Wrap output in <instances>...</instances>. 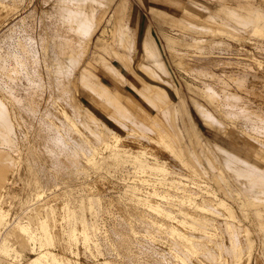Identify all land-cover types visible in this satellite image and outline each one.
I'll return each instance as SVG.
<instances>
[{
    "label": "bare ground",
    "instance_id": "1",
    "mask_svg": "<svg viewBox=\"0 0 264 264\" xmlns=\"http://www.w3.org/2000/svg\"><path fill=\"white\" fill-rule=\"evenodd\" d=\"M135 1L147 7L146 0ZM149 5L155 26L142 27L132 0H0V25L8 26L0 35V264H78L68 257L78 254V243L87 262L117 252L125 259L120 264H222L225 258L264 264V109L241 93H251L256 79L264 83V73L247 64L238 74L210 69L223 66L215 54L229 53L226 37L238 43L246 34L258 37L254 47L264 51V0ZM170 62L187 76L189 93L219 116L189 97L204 125L219 133L228 125L239 129L254 143L250 150L241 155L204 135L190 108L185 132L176 104L184 93ZM81 89L108 115L96 117ZM143 142L154 145L148 150ZM253 159L263 162L258 175ZM23 162L28 179L16 193L13 178ZM53 164L72 168L60 173ZM93 173L96 179L73 189L70 181ZM108 175L123 180L116 196H106L98 179ZM5 197L17 199L13 218ZM55 198L63 205L57 231L54 202L49 205ZM219 229L227 240L219 241ZM161 234L169 236L165 243ZM28 253L34 256L23 261Z\"/></svg>",
    "mask_w": 264,
    "mask_h": 264
},
{
    "label": "rangeland",
    "instance_id": "2",
    "mask_svg": "<svg viewBox=\"0 0 264 264\" xmlns=\"http://www.w3.org/2000/svg\"><path fill=\"white\" fill-rule=\"evenodd\" d=\"M149 1H151V0H146V4H147V7L146 8H143V7H141V6H139L138 4H137V2L135 1V0H132V2H133V11H134V13L135 14H137V20H138V22L139 23H142V27H145L147 24H149L150 22L155 26V24H154V22H153V20H152V17H151V14H150V8H149ZM212 5H214L213 3H212ZM29 6V5H28ZM31 6V5H30ZM30 8V7H29ZM37 8H39V10H41L40 9V7H39V5H38V7ZM39 10H38V12H36L37 14H36V16H38V17H36L37 18V21L38 20H40V12H39ZM0 11H1V7H0ZM24 15H26V14H24ZM23 16V15H22ZM39 18V19H38ZM19 18H17V19H15V20H13V22L12 23H14L15 21H17ZM36 20V19H35ZM11 23V24H12ZM0 24H1V22H0ZM10 24V25H11ZM9 25V26H10ZM7 27L8 26H3V28L1 27V25H0V28H2V29H0V35L3 33V31H5L6 29H7ZM249 35H245L244 37V42L242 41V40H240L241 42H239L238 43V41L239 40H233V39H231V38H229V37H226V38H224V41L229 45V47H225L228 51H229V53L226 51V50H221L220 51V53L218 54V53H216L215 55H217V56H219L220 57V59L222 60V61H224V63L223 64H220V66L221 65H223V66H221V67H218V66H211V70H213V71H215V70H217V71H215V72H218L219 74H229V72H230V70H231V72L232 73H236V74H238V73H241V72H243L242 70H244V68H245V64H247V66L246 67H248V69L249 68H251V69H249V70H251V72L253 71V72H257L256 74H258V73H260V74H262L263 75V73H264V69L262 70V68H264V51L261 49H256V47H257V45H259L260 44V41L258 40L259 38L258 37H253V36H249ZM252 37H253V40H251L252 39ZM248 38V39H247ZM249 38H251L250 40H249ZM246 41H248V42H251V43H246ZM257 43V45H256V43ZM253 43V44H252ZM255 44V45H254ZM246 45V46H245ZM249 45V46H248ZM254 46H256V47H254ZM252 47H254V48H252ZM231 48V49H230ZM225 51V52H224ZM232 51V52H231ZM261 51V52H260ZM234 52V53H233ZM168 53V52H167ZM221 53H224V55L223 54H221ZM228 53V54H227ZM221 54V55H220ZM234 54V55H233ZM230 55V56H229ZM253 55V56H252ZM255 55H257V56H255ZM222 56H224L223 58L224 59H222ZM255 56V57H254ZM227 58V59H226ZM228 58H230V59H228ZM235 59V60H234ZM244 59V60H243ZM253 59V60H252ZM255 59V60H254ZM237 60V61H236ZM252 60V61H251ZM257 60V61H256ZM242 61H243V63H244V65H243V63H242ZM247 61V62H246ZM114 62V64L126 75V76H130V74L127 72V70L124 68V67H122L117 61H113ZM227 62H229V63H227ZM232 64H231V63ZM234 62V63H233ZM235 62H237V63H235ZM239 62H241L240 64H239ZM249 62H251V63H249ZM253 62L255 63V64H253ZM256 62H258L259 64L261 63V62H263V63H261L260 65H259V67H258V63L256 64ZM227 64V65H226ZM231 64V65H230ZM235 64H236V66H235ZM239 64V65H238ZM170 65H171V70H172V72H173V76H174V78L176 79V81L181 85V87H182V91H183V93H184V96H177L176 97V104L178 105V107H179V109L181 110V124H182V126H183V129L185 130V132L187 133V134H189V128H188V126H187V124H186V122H185V120H184V110L185 109H188V108H190V110H191V112H192V115H193V118H194V121L197 123V125L200 127V129L202 130V132H203V134L204 135H206V136H208V137H210L211 139H213V140H215L217 143H219V144H221L222 146H224V147H227L228 149H230V150H232V151H234V152H237V153H239V154H241V155H244L248 150H250V148H252V146L254 145V143L253 142H250V141H248V139L246 138H244V135L242 134V132L239 130V129H237V128H230V127H228V126H226L227 124L225 123V125H224V123L222 124V125H224L223 127H225L226 128V130L225 129H223V131L224 132H221L220 131V133H222V134H220L218 131H216V130H213V129H211V128H208V127H206L205 125H204V123H203V121L200 119V117L195 113V111L193 110V107L191 106V103H190V99H189V97H195L196 99H198V101H201V103L202 104H204L207 108H208V110L210 111V112H212L214 115L216 114L215 113V111H213V108L211 107V106H209V104L205 101L204 102V99H202L201 97H199V96H197V95H192V94H190L189 93V90L186 88V86H185V84L183 83V78L184 77H187L185 74H180L181 73V70H179L178 68H177V66L175 67V65L173 64V63H171L170 62ZM174 65V66H173ZM230 65V66H229ZM237 65H238V67L240 68H237L236 69V67H237ZM227 66V67H226ZM243 66H244V68H243ZM250 66V67H249ZM224 67V68H223ZM230 67V68H229ZM253 67V68H252ZM258 67V68H257ZM213 68V69H212ZM219 68H220V71H218L219 70ZM223 68V69H222ZM225 68H227L226 70H225ZM261 70H260V69ZM245 69H247V68H245ZM247 69V70H248ZM255 69V70H254ZM221 70H223V71H221ZM234 70V71H233ZM259 70V71H258ZM226 71V72H225ZM238 71V72H237ZM261 71H262V73H261ZM180 72V73H179ZM223 72V73H222ZM228 72V73H227ZM252 72V73H253ZM182 73H185V72H183L182 71ZM99 74V73H98ZM183 75V76H182ZM101 77V79H102V81L105 83V84H107L108 86H110L112 89H113V83L110 81V79L108 78V77H105V76H100ZM188 77H189V79L188 80H191L190 79V75H188ZM257 80V81H256ZM256 80H254V82H255V85H254V83H251L252 84V88H254V89H252L251 90V93L249 92L247 95H246V93L247 92H245V91H241V93H242V95H243V97H246V99H247V101L249 100V102H250V104L253 106L254 105V107H257V106H261V107H259V109L260 110H262V109H264L263 107H264V95H263V93H264V83H262L261 84V82H263V79H256ZM259 81V82H258ZM261 81V82H260ZM190 82V81H189ZM257 82V83H256ZM232 89H234V87H232ZM255 90V91H254ZM257 90V91H256ZM259 91V92H258ZM261 91V92H260ZM191 92V91H190ZM255 92V93H254ZM81 93H82V95H83V98H85V101L87 102V103H89L92 107H93V110H94V113H95V116L96 117H99V118H101V117H104V116H106V115H108V112H107V110L102 106V105H100L99 103H97V102H95V101H93V100H91V98H90V96H89V94L87 93V91H85V90H83V89H81ZM130 93V89H129V87H127V86H125L124 88H123V94L124 95H128ZM260 93V94H259ZM195 94V93H194ZM262 94V95H261ZM259 97V98H258ZM263 97V98H262ZM200 98H201V100H200ZM139 101H141V99L138 97L137 98ZM122 103L132 112V113H134L135 115L137 114L136 113V109L134 108V106H132L131 104H129V102L126 100V98L125 97H123L122 98ZM172 106L173 105H171L170 106V108H171V110H172ZM182 106V107H181ZM67 111H70L69 109H67ZM149 112H150V114H151V116H153V118H155V119H157L159 122H161L163 125H165L166 126V121H165V117L161 114V113H159L155 108H150L149 109ZM70 113V112H69ZM217 118H219V116H217V115H215ZM229 129H228V128ZM21 131V130H20ZM226 131V132H225ZM241 132V133H240ZM192 133H194V131H192ZM240 134H242L243 135V137L240 135ZM225 135V136H224ZM29 136V137H28ZM28 136L27 137H24L22 134L20 135V137L22 138V140H25V142L26 143H28L27 145H30V143H32V140L30 139L32 136H30L29 134H28ZM23 138H26V139H23ZM28 139V140H27ZM30 140V141H29ZM264 140V139H263ZM152 145H154V144H151V143H147V142H143V145L142 146H144V147H146L148 150L150 149H152ZM1 147H3V145L1 144ZM27 147V146H26ZM39 148V150L38 149H36L37 150V154H40L41 153V151L43 150V149H41L40 147H38ZM22 149H23V151H22V153H23V155L25 154V152H26V150H24L25 149V147L23 148L22 147ZM41 149V150H40ZM29 150H31V147L30 146H28V148H27V151H29ZM33 150V149H32ZM31 150V151H32ZM134 150H136V149H134ZM160 150V149H159ZM33 153H34V150H33ZM166 155V154H165ZM37 156V155H36ZM167 156V155H166ZM253 162V167H254V169H252L251 171L255 174V175H258L260 172H261V170H262V166H263V162L261 161V160H255V159H253L252 160ZM25 163V164H24ZM26 163L27 162H23V164H22V166H21V164H20V168H21V170L19 169V167H18V170L16 171V174H14V180L16 179V181H14V183L15 184H17V183H19V184H17L16 186H15V184L13 185L12 184V187H13V190H14V192H16V193H18V192H20L21 193V190H22V188L25 186H22V184H24V182H25V180H27L28 179V176H27V173H28V170H27V165H26ZM48 165V164H47ZM54 165V164H53ZM56 168H57V170H59L60 171V173H64L66 170H69V169H71L72 168V166L70 165V166H68V167H58V166H56V165H54ZM17 172L19 173V175L17 174ZM15 173V172H14ZM21 174V175H20ZM95 173H93L92 174V176L90 177V178H88L87 177V179H89V180H87L86 178H81V179H74V180H72V181H70L71 182V184L73 185L74 184V186H73V189H79L80 187L78 186L77 187V185H80V184H82V183H85V182H88V181H92V179L94 178V179H96L97 177V175L95 174ZM19 178V176H20V178L18 179L17 177ZM98 179H100V182H101V184L103 183V188L105 189V194H106V196H116V195H118V191H119V189L121 188V186H123L122 184H123V180L122 179H119V178H117V177H114V176H111V175H108V176H106L103 180L101 179V178H98ZM80 181H82V182H80ZM83 181H85V182H83ZM83 186V185H82ZM81 186V187H82ZM15 188V189H14ZM18 190H17V189ZM19 189H21V190H19ZM52 189H54V187L53 188H51V190ZM51 190H49V191H47L48 193L51 191ZM6 199V202H5V208L7 209V211L10 213V217L11 218H13L16 214H18L19 213V206H18V202L16 201L17 199H15V198H12V199H8L9 197H5ZM60 199L61 198H57V200H56V198L55 199H53V201L51 202L50 201V203H49V205L51 204V203H53L54 205L55 204H57L58 202V204L57 205H53V204H51V205H53V207L55 208V210L56 211H58V212H56L55 211V217H56V220H57V218H58V220L55 222V224L56 225H58V226H54V229L57 231L58 230V227L60 228V222H62L61 220H62V217H61V211H62V201H60ZM62 200V199H61ZM61 204V205H60ZM58 205H60V207H57ZM220 213H222L223 212V209L221 208V207H217L216 208ZM59 214V215H58ZM56 215H58V216H56ZM117 215V214H116ZM237 216H238V213H237ZM218 217V219H219V221H221V218H223L222 216H217ZM239 217H240V215H239ZM59 218H61V219H59ZM105 219V221L106 222H104V223H108V219H109V217H105L104 218ZM242 220H243V218H241ZM59 223V224H58ZM243 224H246V225H248V226H250V224L248 223V221L247 220H243ZM241 225V224H240ZM60 230V229H59ZM99 230H101V231H103L104 229H99ZM220 230V234H221V237H220V234H219V237H218V240L219 241H221V240H223V241H225V240H227L225 237V233L224 232H222L221 231V229H219ZM223 233H224V235H223ZM242 234V233H241ZM240 234V235H241ZM161 236H162V241L163 240H165L163 243H165L166 242V238H168L169 236H167V235H165L164 236V234H161ZM164 236V237H163ZM252 236H254L253 234H252ZM163 238H165V239H163ZM224 238V239H223ZM242 239V238H241ZM242 242H244V241H242ZM78 245L80 246V247H78L79 249H78V254H71V256H70V254H68V257H69V259H70V257H71V259L70 260H72V262H73V260H74V262H75V260L78 262V264H83V263H86L87 261H86V258H85V255L84 254H81V252L83 253V248H82V245L80 244V243H78ZM244 245V244H243ZM80 251V252H79ZM75 255H76V257H75ZM78 255V256H77ZM81 255V256H80ZM32 256H34L33 254H26V256L23 258V261H26L27 259H29V258H31ZM84 256V257H83ZM105 257H107V260H103V256H99V258H96V259H94L95 260V262H93L94 260H90L89 262H87V264H97V262H99V264H101V263H103V261H106L107 263L109 262L110 264H120V263H123L124 261H125V259L123 258V257H121V255H118L117 254V252L116 253H110L108 256H105ZM73 258H75V259H73ZM225 258V257H224ZM223 258V259H224ZM244 258H245V256H244ZM226 259V258H225ZM224 259V260H225ZM100 260V261H99ZM223 260V263L222 264H225V262L227 263V264H231L230 263V260L228 261V258H227V261L225 260L224 261ZM82 262V263H81ZM92 262V263H91ZM101 262V263H100Z\"/></svg>",
    "mask_w": 264,
    "mask_h": 264
}]
</instances>
